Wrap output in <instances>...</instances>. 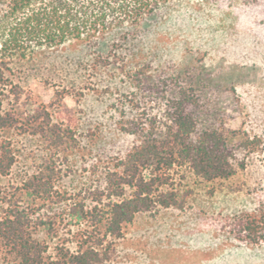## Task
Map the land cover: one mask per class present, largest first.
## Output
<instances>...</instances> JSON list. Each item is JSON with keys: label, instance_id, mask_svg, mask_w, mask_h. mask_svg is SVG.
I'll use <instances>...</instances> for the list:
<instances>
[{"label": "rangeland", "instance_id": "obj_1", "mask_svg": "<svg viewBox=\"0 0 264 264\" xmlns=\"http://www.w3.org/2000/svg\"><path fill=\"white\" fill-rule=\"evenodd\" d=\"M140 51L150 65L146 98L164 100L195 85L199 105L190 109L200 129L209 124L229 137L236 148L232 172L207 181L187 171L178 178L191 191L186 205L138 213L98 264H264V244L238 241L223 228L227 215L264 201V0H175L142 25L128 48L109 46L104 54L118 64L98 69L85 47L12 56L8 73L20 95L7 97L5 108L22 119L46 108L83 141L99 133V152L125 149L132 139L117 131L113 106L135 90L120 61ZM62 90L69 94L59 100ZM4 136L17 161L0 176V211L51 156L39 137L0 129ZM255 140L254 150L243 145ZM71 169L59 182L76 193L86 177L79 162Z\"/></svg>", "mask_w": 264, "mask_h": 264}, {"label": "trees", "instance_id": "obj_2", "mask_svg": "<svg viewBox=\"0 0 264 264\" xmlns=\"http://www.w3.org/2000/svg\"><path fill=\"white\" fill-rule=\"evenodd\" d=\"M173 1L0 0V129L39 137L51 151L43 167L23 182L20 195L0 211V260L98 264L138 213L186 205L191 191L180 179L187 171L207 181L230 176L236 148L217 127L199 128L190 109L199 105L196 86H181L164 100L147 99L150 65L142 51L120 61L135 87L113 106L117 131L132 139L125 149L99 152V133L91 131L83 141L46 108L26 119L5 108L7 97L20 95L8 73L10 57L85 47L92 51V68L118 64L104 51L128 48L142 25ZM66 94L57 91L59 100ZM257 143L243 145L254 150ZM16 161L12 140L2 137L0 176ZM78 162L86 179L72 193L59 180ZM225 220L228 228H223L234 239L264 244V201Z\"/></svg>", "mask_w": 264, "mask_h": 264}]
</instances>
